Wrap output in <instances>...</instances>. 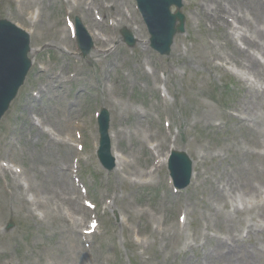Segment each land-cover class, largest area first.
<instances>
[{
  "label": "rangeland",
  "instance_id": "obj_1",
  "mask_svg": "<svg viewBox=\"0 0 264 264\" xmlns=\"http://www.w3.org/2000/svg\"><path fill=\"white\" fill-rule=\"evenodd\" d=\"M236 1L237 14L249 20L238 23L247 35L243 43L235 31L231 37L223 33L220 20L209 21L201 0H184L186 30L165 57L149 48L134 0L100 7V25L110 39L93 41L86 57L73 54L76 46L64 36L65 7L70 8L65 1H0V18L34 30L30 74L0 121V264H241L245 257L264 264V136L257 143L264 131L249 130L231 109L248 104L252 86L258 96L248 106L252 113L262 111L264 80L234 61L241 60L244 44L256 47L255 39L264 52V36L255 30L250 0ZM119 12L120 27L137 39L133 48L121 41L120 27L110 25ZM75 13L85 17L86 11L71 17ZM209 13L216 14L213 5ZM93 16L85 17L90 35ZM56 33L61 42L66 39L67 52L57 53L59 46L50 43ZM228 79L236 85L225 98ZM101 107L110 113L114 145L128 163L119 165L125 179L95 158L94 115ZM74 118L79 126H73ZM37 119L41 132L32 124ZM155 142L163 156L175 146L195 161L192 184L165 201L158 193L164 169L151 174L146 150ZM77 144L88 150L77 154ZM78 155L83 183L96 197L112 201V210L100 215V232L88 238L81 232L80 193L71 172ZM180 212L187 218L183 227ZM9 219L15 226L5 230ZM244 223L251 233L242 247L236 241L242 240ZM135 234L139 243L132 240ZM224 245L231 251L227 259Z\"/></svg>",
  "mask_w": 264,
  "mask_h": 264
},
{
  "label": "water",
  "instance_id": "obj_2",
  "mask_svg": "<svg viewBox=\"0 0 264 264\" xmlns=\"http://www.w3.org/2000/svg\"><path fill=\"white\" fill-rule=\"evenodd\" d=\"M139 2L142 10L152 17L151 27L156 32L155 40L160 36L162 38L160 44L167 48L171 34L174 32L172 25L163 24L165 19L172 22L167 14V4H164V0H139ZM26 51L25 37L13 26L0 22V116L15 96L29 68Z\"/></svg>",
  "mask_w": 264,
  "mask_h": 264
},
{
  "label": "bare ground",
  "instance_id": "obj_3",
  "mask_svg": "<svg viewBox=\"0 0 264 264\" xmlns=\"http://www.w3.org/2000/svg\"><path fill=\"white\" fill-rule=\"evenodd\" d=\"M75 3H77V0L75 1ZM255 9H256V11H257L259 17H260V18H263V25H264V6L261 5V4H259V5L257 4L256 7H255ZM94 27L99 29V25H98V24H94ZM99 30H100V29H99ZM225 257L229 258L230 255L225 256ZM243 259H245V258H243ZM243 259H240V260H243ZM244 264H249L248 261H247L246 259L244 260Z\"/></svg>",
  "mask_w": 264,
  "mask_h": 264
}]
</instances>
